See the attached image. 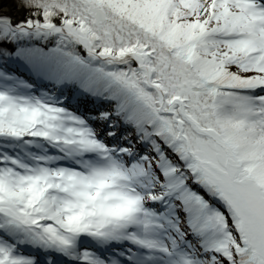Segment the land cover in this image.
<instances>
[{"label":"snow or ice","instance_id":"1","mask_svg":"<svg viewBox=\"0 0 264 264\" xmlns=\"http://www.w3.org/2000/svg\"><path fill=\"white\" fill-rule=\"evenodd\" d=\"M0 264H264V0H0Z\"/></svg>","mask_w":264,"mask_h":264}]
</instances>
